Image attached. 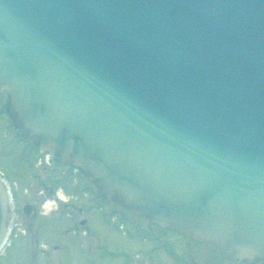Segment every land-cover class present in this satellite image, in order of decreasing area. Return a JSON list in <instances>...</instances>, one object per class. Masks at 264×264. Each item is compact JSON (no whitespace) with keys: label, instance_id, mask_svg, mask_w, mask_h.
<instances>
[{"label":"water","instance_id":"obj_1","mask_svg":"<svg viewBox=\"0 0 264 264\" xmlns=\"http://www.w3.org/2000/svg\"><path fill=\"white\" fill-rule=\"evenodd\" d=\"M0 88L113 202L264 264V0H0Z\"/></svg>","mask_w":264,"mask_h":264},{"label":"rangeland","instance_id":"obj_2","mask_svg":"<svg viewBox=\"0 0 264 264\" xmlns=\"http://www.w3.org/2000/svg\"><path fill=\"white\" fill-rule=\"evenodd\" d=\"M0 98L6 104L7 95L1 89ZM1 105L0 101V170L4 172L9 182L14 183L11 187L6 186L9 220L14 226L13 236L22 234L28 222L30 230L34 232L42 222L39 217L44 211L41 205L45 199H54L59 206L57 210L52 208L48 210L47 217H55L57 211L66 213V217L61 220L53 218L47 220V227L42 232L43 237L37 242H32L31 239L29 245L32 247L23 243L20 236L12 237L13 242L0 257V264H180L179 260L173 258L178 252L168 251L173 248V244L166 231L156 226L150 229L146 227V230L145 225L148 223L145 219H138L139 217H133L136 222L129 216L120 218V214L125 212L121 213L113 203L104 201L97 189H94V193L88 192L89 186L94 187L76 170L65 171L63 179L65 182L57 183L54 186L55 192L49 194L41 183L48 184L51 180L61 177L63 168L54 162L49 166L45 163H33L35 161L33 156L29 160L25 158L31 146L26 148V145L18 140L15 128L14 130L8 128L9 119L2 112ZM35 175L39 178H33ZM58 188L66 195L65 201L75 208H83L84 212L82 215L79 214L78 218L86 219L85 232L77 234L68 232L75 225V221L71 220L67 213L68 208L72 206H60L62 200L55 195ZM9 191H13L11 199H9ZM25 203L32 205V212L29 215L22 212ZM34 213L36 214L33 215ZM120 224L122 226H119ZM137 230L145 233L152 231L158 239L157 241L143 239L138 236ZM25 232L28 235L27 230ZM46 245L51 252L45 254L38 252L34 257L32 256L31 248L33 251L40 248L47 249ZM186 250L193 251L194 255L197 252L205 260L207 259L205 256L209 255L206 247L193 245Z\"/></svg>","mask_w":264,"mask_h":264},{"label":"flooded vegetation","instance_id":"obj_3","mask_svg":"<svg viewBox=\"0 0 264 264\" xmlns=\"http://www.w3.org/2000/svg\"><path fill=\"white\" fill-rule=\"evenodd\" d=\"M64 206H68L69 203H61ZM58 209V208H57ZM57 213V212H56ZM36 213H34L33 215H35ZM53 219H56V217H52ZM49 220V219H47ZM75 226V225H74ZM73 226V227H74ZM72 228V227H71ZM27 230V233L25 232V234L27 235V237H29L30 239L34 236V232L30 230V223H27V226L25 228V231ZM33 233V235H32ZM170 236V235H169ZM171 238H173V242L174 247H176L177 249L179 248H183L185 250H178L180 252V256L181 258L185 259V261H182L180 259V264H247L246 262H244L243 260H230V259H226L223 256H221L218 253H215L213 251H211L210 249H208L209 255H206L205 258H207L206 260L203 259L202 257H200L198 255V253L196 252L195 255L193 254V251H188L186 250L189 246H193L194 244L197 245V247H202L204 248V246L202 244H199L197 242H193L191 241L189 238H187L186 236L179 234V233H174V236H172ZM176 240V242L174 241ZM199 252H201V250H199ZM211 252V254H210ZM202 253V252H201ZM205 260V261H204Z\"/></svg>","mask_w":264,"mask_h":264},{"label":"clouds","instance_id":"obj_4","mask_svg":"<svg viewBox=\"0 0 264 264\" xmlns=\"http://www.w3.org/2000/svg\"><path fill=\"white\" fill-rule=\"evenodd\" d=\"M8 195H9V199H11V192H10V191H9ZM55 195H56L59 199H61V200L67 198L66 195L63 193L62 189H60V188H58V189L56 190ZM55 206H56V201H55L54 199H51V198L45 199V200L42 202V205H41V207H42L45 211H48V210H50L51 208H53V207H55Z\"/></svg>","mask_w":264,"mask_h":264}]
</instances>
